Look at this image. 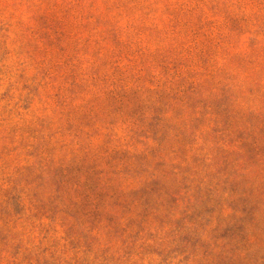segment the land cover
Here are the masks:
<instances>
[{"label": "rangeland", "instance_id": "1", "mask_svg": "<svg viewBox=\"0 0 264 264\" xmlns=\"http://www.w3.org/2000/svg\"><path fill=\"white\" fill-rule=\"evenodd\" d=\"M0 264H264V0H0Z\"/></svg>", "mask_w": 264, "mask_h": 264}]
</instances>
